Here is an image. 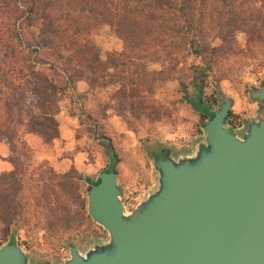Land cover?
I'll return each mask as SVG.
<instances>
[{
	"label": "trees",
	"instance_id": "trees-1",
	"mask_svg": "<svg viewBox=\"0 0 264 264\" xmlns=\"http://www.w3.org/2000/svg\"><path fill=\"white\" fill-rule=\"evenodd\" d=\"M255 1L0 0V140L9 147L11 165L0 173L2 235L14 232L11 225H36L40 214L45 219L40 223L48 228H70L84 218L89 187L84 174L69 167L52 183L50 171H39L40 182L28 184L17 171L19 158L31 152L24 133L38 135L43 143L58 136L55 115L65 91L83 81L86 90L75 95L81 98L91 89L112 84L110 96L128 116L158 121L162 112L151 96L153 85L166 80L177 63L192 56L201 64L186 66L192 71L188 83L195 90V100L187 102L208 119L210 105L201 95L215 63L212 57L234 42L237 31L245 34L248 43H264V12L256 11ZM258 1L264 6V0ZM100 25H107L121 41V50L107 53L104 60L89 37ZM214 40L217 45L212 44ZM162 57L165 64L159 69L147 68L148 62ZM42 65L58 68L60 73L39 70ZM214 77L223 78L221 74ZM229 115L228 111L223 122ZM125 123L130 124L129 118ZM114 160L111 156L107 168L100 171L115 172ZM78 181L84 190H78Z\"/></svg>",
	"mask_w": 264,
	"mask_h": 264
},
{
	"label": "water",
	"instance_id": "water-1",
	"mask_svg": "<svg viewBox=\"0 0 264 264\" xmlns=\"http://www.w3.org/2000/svg\"><path fill=\"white\" fill-rule=\"evenodd\" d=\"M249 97L263 113L240 131L224 125L231 100L221 95L190 151L153 156L155 185L129 212L112 169L85 177L86 215L107 239L70 246L60 264H264V86ZM0 264L38 263L12 241Z\"/></svg>",
	"mask_w": 264,
	"mask_h": 264
},
{
	"label": "rangeland",
	"instance_id": "rangeland-1",
	"mask_svg": "<svg viewBox=\"0 0 264 264\" xmlns=\"http://www.w3.org/2000/svg\"><path fill=\"white\" fill-rule=\"evenodd\" d=\"M261 4L258 0L255 1L253 7L256 11L264 12ZM89 37L97 46L101 60L105 59L107 53L121 50V41L107 25L95 27L90 31ZM212 44L217 45L218 41L214 40ZM212 58H215V63L205 79L201 99L212 110L219 105L221 95L228 97L231 100L230 115L224 125L231 130L240 131L247 120L263 113L260 101L251 99L249 92L264 86V43H248L245 34L237 31L234 33V42L225 44L217 52V56ZM164 64L165 58L162 57L148 62L146 66L155 71ZM189 64L200 65L201 61L189 56L184 62L176 64L166 80L153 85L151 96L157 108H161L160 113L162 112L158 121H150L144 116L136 119L128 116L116 99L110 96L114 90L112 84L91 89L81 98H76L73 95L75 92L65 91L60 99L57 115L62 114L65 121L68 120L66 117L72 118L74 135L81 140L70 146V149L62 150V171H56L41 161L32 162L31 157L28 160L25 156L19 158L17 171L28 184L40 182L41 177L37 176L39 171H50L53 176L49 179L56 183L59 175L69 167L95 180L97 173L107 168L113 156L115 178L120 189L118 199L124 210L129 212L155 185L151 159L156 148H168L175 155L186 153L202 136L201 127L207 118L202 117L187 102V99L195 100V90L188 83L192 74L186 68ZM38 68L48 74L60 73L58 68L47 65ZM52 70L54 71L51 72ZM216 74H221L223 78L214 80ZM125 118H129V125L125 123ZM107 140L109 143L106 146ZM78 151L81 155L74 164L72 153ZM42 176L46 178L47 174ZM76 184L79 191L85 189L81 181ZM85 203L86 195L84 218L70 228L46 227L40 223L45 220L43 214L39 215L36 225H11L10 230L14 232L9 231L5 237L0 226V245L12 238L26 252L29 260L38 264H60L68 257L70 246L83 252L95 243L107 239V232L86 215Z\"/></svg>",
	"mask_w": 264,
	"mask_h": 264
},
{
	"label": "crops",
	"instance_id": "crops-1",
	"mask_svg": "<svg viewBox=\"0 0 264 264\" xmlns=\"http://www.w3.org/2000/svg\"><path fill=\"white\" fill-rule=\"evenodd\" d=\"M86 90V84L83 81H77L75 83L74 90L70 91L75 94H79ZM60 107V101L58 102ZM68 118L65 121L62 118V114L55 115L57 121V131L58 136L52 139L49 143H43L40 137L33 133H24L23 139L26 145L30 149V156L26 157L32 162H44L49 165L52 169L56 171H62V150L70 149V146L75 145L81 140L80 137H75L74 129L72 128V118ZM71 127V128H70ZM9 155V147L6 142L0 140V173L9 170L11 165L7 161V156ZM81 152L72 153V161L75 164L78 160ZM25 159V158H24ZM80 169L78 165L75 166Z\"/></svg>",
	"mask_w": 264,
	"mask_h": 264
},
{
	"label": "flooded vegetation",
	"instance_id": "flooded-vegetation-1",
	"mask_svg": "<svg viewBox=\"0 0 264 264\" xmlns=\"http://www.w3.org/2000/svg\"><path fill=\"white\" fill-rule=\"evenodd\" d=\"M157 150L154 152V156L155 157H158V158H160V157H162L163 156V154H164V151H163V149H165V147H158V148H156ZM162 151V152H161ZM41 263V262H40Z\"/></svg>",
	"mask_w": 264,
	"mask_h": 264
}]
</instances>
